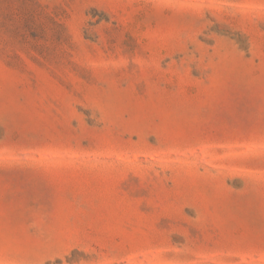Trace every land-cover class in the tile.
Returning <instances> with one entry per match:
<instances>
[{"label":"rangeland","instance_id":"1","mask_svg":"<svg viewBox=\"0 0 264 264\" xmlns=\"http://www.w3.org/2000/svg\"><path fill=\"white\" fill-rule=\"evenodd\" d=\"M0 264H264V0H0Z\"/></svg>","mask_w":264,"mask_h":264}]
</instances>
